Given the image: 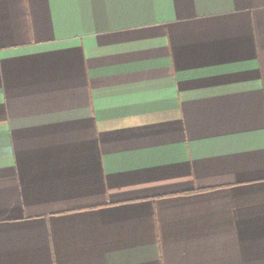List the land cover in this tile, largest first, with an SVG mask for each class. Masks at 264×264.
Returning <instances> with one entry per match:
<instances>
[{
	"label": "crops",
	"instance_id": "crops-1",
	"mask_svg": "<svg viewBox=\"0 0 264 264\" xmlns=\"http://www.w3.org/2000/svg\"><path fill=\"white\" fill-rule=\"evenodd\" d=\"M0 264H264V0H0Z\"/></svg>",
	"mask_w": 264,
	"mask_h": 264
}]
</instances>
